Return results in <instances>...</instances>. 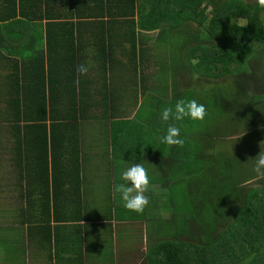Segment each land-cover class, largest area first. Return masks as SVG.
<instances>
[{
  "label": "crops",
  "instance_id": "0c3cea01",
  "mask_svg": "<svg viewBox=\"0 0 264 264\" xmlns=\"http://www.w3.org/2000/svg\"><path fill=\"white\" fill-rule=\"evenodd\" d=\"M12 1L0 0V7ZM190 1L15 0L22 15L0 33V220L11 221L0 222V264H25L29 249L39 264L145 263L143 252L149 250L145 245L154 227L145 223L144 214L126 210L113 188L122 183L124 163H144L149 188L154 184L151 155L160 153L159 129L150 116L143 131L134 122L141 121L140 109L150 97L173 98V91L165 97L153 93L158 87L150 72L154 67L171 71L172 56L191 50L188 35L173 22L186 18ZM180 5L182 16L176 14ZM134 7L138 14L133 18ZM34 10L43 11L37 21L31 18ZM141 18L151 23L163 18V26H171L165 38L171 42L159 43L161 30L140 28ZM130 19L139 36L136 43L123 36ZM102 30L115 37L109 34L111 42L100 53L93 40ZM80 64L89 66L86 75L78 73ZM134 73L136 79L129 80ZM114 77L133 84L121 87ZM134 104L136 112L127 117ZM67 106L86 111L66 114ZM29 107L38 124L33 129L25 128L31 121L24 112ZM51 121L55 127L47 129ZM14 212L19 215L12 217ZM125 234L126 254L120 258L118 239ZM135 244L140 254L130 257L126 250ZM21 255L24 260H18Z\"/></svg>",
  "mask_w": 264,
  "mask_h": 264
},
{
  "label": "trees",
  "instance_id": "16d2710c",
  "mask_svg": "<svg viewBox=\"0 0 264 264\" xmlns=\"http://www.w3.org/2000/svg\"><path fill=\"white\" fill-rule=\"evenodd\" d=\"M14 3L15 0L0 7L2 34H6L9 23L22 15ZM188 6L190 9L187 8ZM41 12L43 11H32V20L37 21L41 17ZM184 13L185 19L181 18L180 21L173 22L176 28L190 31L186 35H191V50L184 57L172 56L173 98L167 102L151 97L153 100L151 113H155L156 108L167 103L175 106V103L181 99L185 102L195 99L203 105L206 102L208 114L209 109H212L218 117L222 112L225 117L230 116L235 108L245 111L248 97H239L238 105H231L229 100L235 95L237 86L239 96L242 93H245L243 96L251 94L252 83L256 93L257 89H261L260 94H264L262 89L264 87V10L256 6L255 0H191L189 5L186 3ZM129 14H132L133 18L136 17L138 14L136 7ZM176 14L182 16V6ZM151 20L146 21L141 18L140 28L149 31L161 30L159 43L162 41L170 43L171 41L165 38L171 34V26H163L165 21L163 18L158 19L157 23H151ZM241 20L246 23L241 24ZM188 22L191 26H188ZM109 34L115 37L114 32L108 33L104 30L94 35L93 43L100 53L105 52L109 41L111 42L112 38ZM127 35V39L135 43L139 41L136 32L132 33L131 30ZM202 35L206 36L204 40L201 39ZM142 56L144 61L148 59L146 51ZM112 61L113 57L110 63ZM245 62L254 63L253 68H244ZM185 72L209 81L226 79L233 76L234 72H239L240 79L231 85H213L205 95L184 86ZM250 103L257 108L264 104L253 97ZM52 108L45 107L51 120ZM63 109L77 116L86 111V107L83 106H67ZM24 112L31 114V121L29 124L26 123L25 128H35L38 124L33 122L34 108L29 107ZM149 116L152 118L151 115ZM150 120H154V128L159 129L161 140L171 124L170 120L161 125L164 128L159 127V119ZM260 123L264 124V119ZM252 124L253 121L251 126ZM177 126L180 128V133H182L181 128L191 129L193 144L191 151L190 149L187 151L185 140L183 147H169L160 142V153L151 155L155 161L152 165L154 176L151 179L161 185V197L171 198L169 208L165 205L163 213L169 214L170 218L173 217L171 220L161 221L158 229L149 231V239L152 234L156 237L153 238L154 244L150 248L151 250L154 247V255H151V258H154L153 264H245V261L249 264H264V186L259 184L252 189L246 186L250 174L246 175V178L240 174L237 169L236 162H239L237 156L231 158L232 155L225 154L223 159L218 161L207 152H203L201 142L205 140V136L200 135L197 130L204 127L203 121L185 119L177 123ZM54 127L51 121L47 129ZM214 134L216 133H208L210 137ZM226 134L223 137H226ZM181 137L183 138V135ZM206 144L212 148V143ZM252 152L255 156L259 153L257 150ZM206 159L208 166L213 163L211 168H205ZM223 161H225L223 168L215 166L216 163ZM228 161L235 163L234 170ZM206 170H210L209 178L200 186L197 181L204 178L203 173ZM143 214L144 220H148L146 208ZM158 256L159 263L156 262Z\"/></svg>",
  "mask_w": 264,
  "mask_h": 264
},
{
  "label": "rangeland",
  "instance_id": "374dc122",
  "mask_svg": "<svg viewBox=\"0 0 264 264\" xmlns=\"http://www.w3.org/2000/svg\"><path fill=\"white\" fill-rule=\"evenodd\" d=\"M133 19H130V21L127 22L126 26H124L123 28V36H126L128 32H130L131 30L132 33L135 32V27L132 25ZM241 24L246 23L245 21L241 20L240 21ZM195 27V26H194ZM188 31H185V34H187ZM155 38V37H154ZM203 38V40L206 38L205 35L201 36V39ZM191 40V35L186 36V40ZM166 52L169 54V50L168 47L166 48ZM159 53V57L160 60L159 62L163 61V57ZM252 62H245L244 64V68H253V64L251 67ZM151 68V67H150ZM153 73V77L155 78V82H152L153 84H155V86H157L158 88L153 89V93L161 96V97H165L166 95H170V93H172V79H171V71L170 68H153L152 72ZM149 73V74H150ZM185 76H186V84L184 85L186 88L194 91V92H201V93H207V91L209 89H211V87L213 85H231V83L235 84L234 82L237 80V82L240 79V74L239 72H234L233 76L226 78V79H219L216 81L213 80H207V79H199V77H197L198 75H195V79L193 78V75L190 74L189 72H185ZM137 77V75L134 73L130 76H128L129 80H135ZM112 81L114 80V83L123 87L124 85H128L131 86L133 83L124 79H121L119 77H114L113 79H111ZM121 81V83H120ZM252 90H251V94H248L246 96L245 93L241 94L239 96V87L237 86L235 88V95L231 96V100H229L231 102V105H238L239 102V97L240 98H244V97H248V101H246V109L245 111H239V109L235 108V110L231 111V115L225 117L223 115V112L221 114L220 117H218L212 109H209V114L207 112L206 117L203 120L204 123V127L201 129H197L200 133V135H204L205 136V140L201 142V145L203 146V152H207L208 155H211L212 158H214L215 160L220 161L221 159H223L224 155L227 154L229 156L232 155L231 158H233L234 156H237L239 158V162L237 163V169L239 170L240 174L243 175V178H246V175H249V178L247 179V184L246 186L249 187L250 189L252 188H256L259 184L264 186V180H259V181H254L251 182V178L253 177V173H252V162L248 161L249 158H255V154L252 151H259L260 152V147L259 145L264 142V124L260 123L262 122V119H264V104L261 105L259 108H257V106H253L250 103V100L252 99V97L256 100H259L260 103L264 102V94H260L262 91L261 89H257V93L254 90V86L252 83ZM264 90V87L262 88ZM214 94V93H213ZM212 94V95H213ZM211 95V96H212ZM255 95H257V97H255ZM259 95V96H258ZM247 100V99H246ZM152 98L150 97V100L142 107V110L140 112V116L139 118L141 119V121H136L134 122V127L140 131L141 128H146L147 126V122L145 121V117H148L149 115L152 116V118H155L156 116H158L159 119V127L161 125H164V123L166 124L167 122L163 121L161 116H162V112L165 108L168 107H172L174 108V106H170V103H167V105H163V106H159L158 108H156L155 113H151L153 111L152 108ZM206 107V102L205 105ZM123 109V107H122ZM207 109V108H206ZM137 110V106L136 104H134L133 106H129L128 107V113L129 115H127V117H131L134 115V113ZM64 113L69 114L67 110H64ZM262 118V119H261ZM253 121V124L251 126V122ZM171 124L177 126V123H180L181 121H175V120H170ZM188 124V123H187ZM246 126V128H244ZM163 127V126H161ZM178 127V126H177ZM164 128V127H163ZM182 133H180V135H183V139L185 140L186 143V149L188 151V149H190L191 151V145L192 144V137H191V129L190 128H181ZM208 133H216L213 136H209ZM227 133V134H226ZM197 134V133H196ZM226 134V137H223V135ZM156 134H154V149L156 148ZM161 142V140H160ZM207 142L212 143V148H209V146L206 144ZM159 145V144H158ZM226 152V153H225ZM191 158V157H190ZM227 159V158H224ZM206 167L205 168H211L212 164H210L208 166V160H204ZM230 162V161H228ZM232 165V169H235V163L234 162H230ZM215 166L217 168H223L225 166V161L220 162L219 164L216 163ZM192 168V165H191ZM214 169V168H213ZM209 173L210 170H206L203 173V179L197 181V183L200 184V186H202V184L204 182H207L208 178H209ZM263 181V183H262ZM159 184V183H158ZM156 184L154 182V184L152 185V188H149V191L145 193V195L148 196L149 198V204L146 207L147 212H148V220H145V223L149 224V225H154L156 227V229L159 228L160 222L161 221H167V220H171L173 217L169 214H165L163 213L165 210L164 208L166 207L165 205H167V208H169V203L171 201L170 199H164L163 197H161V185ZM152 201V204L151 202ZM172 210V208H171ZM19 213H12L11 216H18ZM10 221L7 217L4 219H1L0 222L1 223H5ZM13 222H17V220H12ZM151 221H153V224H151ZM11 223V221H10ZM162 227L160 226V231H161ZM129 236V234H125L124 235V240H121V235H120V239H118V245H119V256L120 258H122V256L124 254H126V252H124V246L123 243L125 242V240L127 239V237ZM144 239H146L148 236L146 234V232H144L143 235ZM153 238H156L153 234L152 237L149 239V245L146 246L145 245V250L151 248V244H154V240ZM113 243V242H112ZM135 249L134 250H126L128 252V254L132 256H137L140 254V249L138 244H135ZM147 252H143V257H144V264H153V259L151 258V255L153 254V250L154 247ZM30 255L28 257L25 256L24 259L25 260V264H39L41 263V259H39L38 257H36L34 251L32 249H29ZM158 253V252H157ZM13 256L16 258V255L13 253ZM33 257H36L37 260L35 263H33L32 259ZM17 259V258H16ZM23 256L21 255L18 260H24ZM131 262H134L131 261ZM156 262L159 263V256L156 259ZM24 264V263H23Z\"/></svg>",
  "mask_w": 264,
  "mask_h": 264
},
{
  "label": "clouds",
  "instance_id": "9594fccd",
  "mask_svg": "<svg viewBox=\"0 0 264 264\" xmlns=\"http://www.w3.org/2000/svg\"><path fill=\"white\" fill-rule=\"evenodd\" d=\"M255 4L259 9L264 10V0H255ZM88 70L89 66L87 64H80L77 69L80 75H86ZM193 78H196L195 74H193ZM206 115L207 109L203 104H199L195 99L187 102L181 99L175 103L174 108H165L161 118L165 122L169 120L183 121L185 119L203 121ZM161 143H165L169 147H183L184 139L180 135V128L170 124L167 127L166 135L161 138ZM259 147L260 152L258 155L248 160L252 162L251 170L254 174L251 182L264 180V142ZM124 165L120 176L122 183L114 185L113 190L120 194V199L126 210L138 215L143 214L149 204V198L145 195L150 186L148 169L145 168L144 163H124ZM245 264H249V262L245 261Z\"/></svg>",
  "mask_w": 264,
  "mask_h": 264
}]
</instances>
